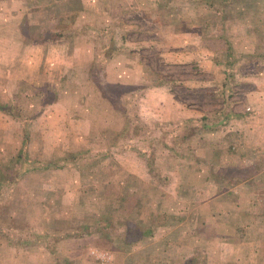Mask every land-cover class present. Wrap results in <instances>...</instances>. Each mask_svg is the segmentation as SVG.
I'll list each match as a JSON object with an SVG mask.
<instances>
[{
  "label": "rangeland",
  "instance_id": "1",
  "mask_svg": "<svg viewBox=\"0 0 264 264\" xmlns=\"http://www.w3.org/2000/svg\"><path fill=\"white\" fill-rule=\"evenodd\" d=\"M16 15L17 35L45 34L0 21V264H103L134 225L212 224L183 187L231 154L220 83L240 108L249 85L232 82H264V0H0ZM239 236L228 264H264V229Z\"/></svg>",
  "mask_w": 264,
  "mask_h": 264
},
{
  "label": "crops",
  "instance_id": "2",
  "mask_svg": "<svg viewBox=\"0 0 264 264\" xmlns=\"http://www.w3.org/2000/svg\"><path fill=\"white\" fill-rule=\"evenodd\" d=\"M153 2L156 4V0ZM125 4L126 2H122V7ZM127 4V6H134L132 2ZM9 5L11 6L10 2ZM1 19H4V22L10 20L13 34L9 31L10 29L8 33L13 36L12 38L21 39L22 37L27 40L30 37L29 29L24 36L13 32V30H19L17 15L0 16V21ZM193 34L196 36V33ZM23 54L26 60H30L28 58L32 50L25 47ZM8 59L11 57L0 48V74L3 63L7 64ZM120 65L122 67L119 68L124 69V73H128L131 69L127 64L123 66L120 62ZM88 70L87 73L91 71L90 68ZM139 81L141 80L138 77L129 82L135 84L134 82ZM229 83H220L224 98L223 108L218 112L220 116L216 123L220 131L224 133L221 136L224 137L223 149L230 151L232 158L230 159V155L223 154L224 158L217 166L222 168L219 167L216 171L217 176L207 171L208 165H202L198 170L201 180L193 179L191 181L193 185L186 180L183 187L184 192L189 191L191 200L201 199L200 208L196 211L207 213L205 214L207 216H202L212 219V224H206L204 221L194 222V225H190L189 228L182 223L161 225L154 228L151 235L139 237L134 242L129 239L122 242L118 249H113L112 246L106 247L110 252L113 250V253L111 252L109 259L103 264H228L237 261L240 257L242 244L239 232L250 233L253 229H264V225H260L262 224L260 216L264 215V82H232L231 85L234 87L236 83L249 85V89L246 88L243 96L245 105L240 108L233 105L230 97H226ZM2 99L3 93L0 91V102ZM2 103L7 102L4 100ZM184 113L186 116L194 115V110L185 108ZM208 127L209 123H207ZM188 184L190 190H188ZM196 188H200V191L197 192ZM184 196L189 198L185 193ZM186 211L196 215L190 208H184V213ZM222 215H231L232 225L222 224ZM192 217L196 218V216ZM206 230H211L212 233H206ZM223 230L235 231L238 236L234 237L233 234L230 239L224 237V234H216ZM249 235L247 236L249 239L251 236L254 239V234ZM225 239L227 241H224ZM253 243L244 241L247 246ZM70 259L72 264H102L90 255L78 257L72 255Z\"/></svg>",
  "mask_w": 264,
  "mask_h": 264
},
{
  "label": "trees",
  "instance_id": "3",
  "mask_svg": "<svg viewBox=\"0 0 264 264\" xmlns=\"http://www.w3.org/2000/svg\"><path fill=\"white\" fill-rule=\"evenodd\" d=\"M40 10H42V9H40ZM48 10H51V9H48ZM37 28H38L37 24L30 22L29 35L31 38H33V37L39 38L45 34V32L43 34V30H39ZM106 85H107V83H106ZM109 85H112V84H108L107 86H109ZM4 104L9 105L8 103H4ZM4 104H0V108L6 107V105H4ZM3 170L5 171V169H3ZM4 173H7V172H4ZM8 184H9V182L6 183V180L4 181L2 178L0 179V187L3 185L7 186ZM134 226H138V229L136 231L137 238L134 239V237H133L134 241L137 240L139 237L151 235L154 231V225L143 226V224L142 225L138 224V225H134ZM94 236H95V234H94ZM129 240H131V239H129Z\"/></svg>",
  "mask_w": 264,
  "mask_h": 264
},
{
  "label": "built area",
  "instance_id": "4",
  "mask_svg": "<svg viewBox=\"0 0 264 264\" xmlns=\"http://www.w3.org/2000/svg\"><path fill=\"white\" fill-rule=\"evenodd\" d=\"M101 257V256H100ZM102 258V257H101Z\"/></svg>",
  "mask_w": 264,
  "mask_h": 264
}]
</instances>
